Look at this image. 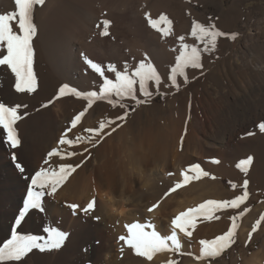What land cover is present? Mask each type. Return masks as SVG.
Listing matches in <instances>:
<instances>
[{
  "label": "bare ground",
  "instance_id": "1",
  "mask_svg": "<svg viewBox=\"0 0 264 264\" xmlns=\"http://www.w3.org/2000/svg\"><path fill=\"white\" fill-rule=\"evenodd\" d=\"M93 3L99 8L95 9ZM199 9L198 4L186 0H45L43 6H37L34 22L38 26V35L33 41V67L38 87L44 94L34 98L32 94L16 93L14 75L10 71H0V100L29 106L25 110L26 118L18 122L22 143L16 150L26 165L27 174H34L43 166L47 153L57 146L70 119L82 110L86 101L67 96L48 108L33 113H29V109L40 105L41 100L46 102L53 97L64 83L80 91L96 90L100 79L84 62L85 56L102 65L114 64L122 68L125 64L134 67L147 55L159 72L166 73L174 60L155 46L157 42L151 35L162 34L150 26L148 16L153 19L166 16L172 23L164 22L161 26L172 29L177 36H186L185 42L191 44L193 40L188 33L193 21L189 22L187 17L206 14ZM16 10L15 0H0V14H11ZM104 20L112 22L107 36L102 34ZM142 40L147 44L143 45ZM168 40L167 37L165 45ZM130 54L135 59L129 63ZM214 54L213 57L205 54L202 71L211 65ZM216 71L229 78L227 70L218 68ZM199 74L200 71L189 70L192 82L178 94L177 89L162 86L161 91H167L174 98L162 105L153 101L130 113L117 132L91 149L90 159L72 158V161L81 160L82 167L68 178L54 198H44L46 213L32 210L23 225L25 234L47 235L43 229L49 226L70 233L60 250H52L42 255V259H49V264H144L142 257L136 256L118 239L120 235H127L125 224L153 223L162 235H169L170 220L176 212L193 206L204 195L229 199L226 188L211 179L193 180L175 192L161 191L182 179V171L193 163L218 173L232 174L235 170L227 162L236 152L253 150L255 143L258 146L264 144V134L256 140H243L241 148L232 143L238 134L251 132L264 122L263 85L247 82V91L237 95L236 100L226 95L213 97L215 92L211 97H204L200 90L192 91L194 78ZM109 76L113 78L111 74ZM179 81L181 87L186 84L183 77ZM123 111L98 101L83 118L82 127H95L101 119L115 118ZM5 135L0 128V244L10 238L15 217L29 187L27 175L22 177L14 167L10 155L13 149L9 148ZM83 147L80 146V150ZM214 157L221 158L219 164L211 161ZM93 197L98 202L95 214L101 217L99 221L79 209L74 214L67 207L72 203L86 206ZM156 202L160 203V208L155 213H148L146 208ZM200 219L196 220L192 240L181 234L187 252L200 251L201 239L211 240L229 226L221 217L204 223ZM247 223L242 228L245 235L251 231ZM37 253L35 250L33 257L40 261ZM172 255V252L156 254L155 264H168L175 260ZM186 264L196 262L191 259ZM245 264H264V259L256 253L247 257Z\"/></svg>",
  "mask_w": 264,
  "mask_h": 264
},
{
  "label": "snow or ice",
  "instance_id": "2",
  "mask_svg": "<svg viewBox=\"0 0 264 264\" xmlns=\"http://www.w3.org/2000/svg\"><path fill=\"white\" fill-rule=\"evenodd\" d=\"M44 4L45 0H15L17 9L15 12L0 14V66H2L0 71H10V74L14 75V89L18 94H33L38 91V78L34 74L33 67V41L38 35V26L34 22V12L37 10V6ZM14 22L16 27H14ZM164 22L169 25L172 23L166 16H160L158 19L148 16V23L153 29L165 37L173 35L172 29L161 26ZM102 23V34L107 36L112 22L104 20ZM188 35L192 38L193 43L185 42L186 36L184 35L177 37L180 42L179 54L175 58L174 65L163 74L157 70L147 55L134 67L125 64L122 68H118L114 64L102 65L85 56L84 62L99 77L100 83L96 90L89 91H80L76 87L64 83L58 87L53 97L41 104V108H48L54 105L57 100L67 96L86 101L82 110H79L70 119L68 126L58 139L57 146L47 153L43 166L35 170L34 174H27L26 165L19 159L16 152L22 143L18 122L26 118L25 110L29 106L26 103L9 104L0 100V128L6 134L5 138L9 148L13 149L10 153L11 160L18 173L22 177L27 175L29 180L26 200L22 210H18L14 220L15 227L11 231L10 238L4 240L0 246V264H27V258L30 255H35V250L42 254L52 250H60L68 240L70 233L61 230L59 227L44 228L43 232L47 235L24 233L23 225L30 218L32 210L46 213L44 198L46 196L55 197L58 190L65 186L68 178L76 173L78 168L82 167L81 160L90 159L91 149L100 146L127 122L130 111L134 112L138 107L150 105L156 96H166V92H161L162 86L180 89L179 78L183 77V83H188L189 70L200 71V74L203 75L205 54L211 55L215 52L219 38L231 36L235 40L238 33L230 34L222 31L216 27L215 23L204 24L193 21ZM109 74L113 78H110ZM98 101L106 102L113 109L119 108L124 111L115 118L105 117L101 119L95 127H82L83 118L90 110H93ZM258 128L264 132V122L259 123ZM245 135L251 136L254 133L248 132ZM82 145L84 147L80 150ZM75 157H80L81 160L72 161V158ZM212 162L220 163L219 160ZM251 163L252 157H247L240 159L236 167L247 172ZM169 175L174 174L169 173ZM181 176L182 179H178L169 189V192H175L193 180L209 177L211 173L205 171L201 164L193 163L182 171ZM212 178L215 179L214 176ZM229 183L233 190L237 188L234 182L230 181ZM240 187L243 189L242 194L231 199H210L195 208H188L179 212L170 220L171 232L169 235H162L156 230L153 223L132 222L124 225L127 235H120L118 239L134 251L136 256L142 257L144 264H155L154 256L157 253L166 252L179 253L181 256L187 255L192 257L196 264H214L217 257L236 243L240 227L236 223L237 218L242 219L251 211L246 208V201L249 196L248 181L244 180ZM97 203V199L93 197L86 206L72 203L68 204L67 207L74 214L79 209L84 215H92L99 221L101 217L95 214ZM242 205L245 206L243 209ZM158 208H160V203L156 202L148 206L146 211L155 213ZM228 209L237 212V215L229 217V226L211 240L201 239L199 241L200 251L195 254L187 252L182 243L181 234L183 238L192 240L198 217L219 220L220 217H214L213 214ZM261 228H264V215L255 219L249 238ZM120 251L123 252L124 248L121 247ZM168 264H178V262L172 260Z\"/></svg>",
  "mask_w": 264,
  "mask_h": 264
},
{
  "label": "rangeland",
  "instance_id": "3",
  "mask_svg": "<svg viewBox=\"0 0 264 264\" xmlns=\"http://www.w3.org/2000/svg\"><path fill=\"white\" fill-rule=\"evenodd\" d=\"M186 1H191L195 4H198V6L200 7L199 12L202 13L203 11H206L205 15H201L200 13L195 16L189 15L187 17L190 18L188 19V21L190 20L189 22L192 23V21H199L204 24L215 23L216 27L222 31L230 34L238 33L235 40H233L231 36L218 39L217 49L215 51L216 54H214L215 52L213 53V62L203 71V75L199 74L197 78H194L195 84L192 88V91L194 90V92H196V90H200L204 97H211L213 96L212 93L215 92L216 95H214L213 97H221L223 95H226L227 97L231 98V100H236L237 95H239L243 91H247L245 85L251 81L255 85H261L260 87H262L263 85L262 93H264V0ZM93 4L95 9L99 8L98 4ZM175 34L176 33L168 36V39L170 41L168 40L167 45L164 44V41L167 37L165 38V36L159 34L157 36L151 35V38H155L154 40L157 42L155 46L162 50L164 53L170 54L171 60H174L173 63H175V58L179 54L180 48V43L177 40L178 36ZM141 43L143 45L147 44L146 40H142ZM213 54H211L212 57ZM128 57L130 60L129 63L133 62V60L135 59V56L131 54ZM218 68L227 70L229 78L216 71ZM203 76H206V79H204ZM227 78L229 79V83L227 81ZM191 82L192 79H190L188 83L182 85V87L178 89L177 94L182 92ZM205 82H207L206 85L204 84ZM206 87L209 89H207ZM260 87L259 90L261 89ZM161 92H166L167 95L164 97H154L153 101H155L158 105H162L166 100L170 101L174 98L173 95L169 96L167 91ZM43 94L44 91L38 87V91L36 93H33L32 97H41V95ZM40 103L42 104L44 103V101L41 100ZM41 104L34 107V109H29L28 112L33 113L35 110L40 109ZM146 106L149 105L138 107L134 112L130 111V113L133 114ZM251 132L254 133V135L246 136L245 133H240V135L238 134L236 137H234L232 143L234 145H238L241 148L243 145V140H256L257 138H259L260 134H264V132H261L259 128H253ZM256 145L257 144L255 143V147L253 150L247 149L245 151L236 152L235 156H233L232 158L233 160L231 159L230 162H227V164L232 166L235 170V172H233L232 174L223 173L222 171L218 173L209 170L207 167H202L205 171L211 173V176L202 177L198 179V181H204L208 179L218 181V183H221V185L226 188L225 191L228 193H226V195H229V199L233 198L236 195L242 194L243 189L240 186L243 184L244 180L248 181L247 191L249 192V196L246 201V208L250 209L251 211L244 215L242 219L237 218L236 223L240 225V227L236 243L230 248L226 249L219 257H217L214 261V264H245V259L247 257H251L256 253H258L259 256L264 259V228H261L256 233H253L251 238H249V234L245 235L242 232V228L247 223V220H251H249L250 222L248 221L247 227L252 228L255 219H257L260 215H264V144L261 143L260 146L257 145V147ZM247 157H252V163L249 167V170L247 172H243L239 168H237L236 165L238 164L240 159H244ZM213 160L221 161V158L214 157V159L212 158L211 161ZM212 176H214L215 179H213ZM230 181L234 182L237 185V188L235 190H233V188L231 187L229 183ZM172 186L168 184L167 188H169L166 189V187H164L161 191H169L170 187ZM26 196L27 195H25L24 200L22 201L20 210H22L23 208ZM210 199L221 200L220 196L218 195H204L203 198L201 197L193 206L190 207L195 208L199 204ZM190 207L182 209L179 212L185 211ZM244 207L245 206L242 205V209ZM179 212H176L175 215L179 214ZM215 214L220 215L221 218H224L225 221L230 224L229 217L237 215V212L228 209L220 210L213 215ZM199 219L202 223L209 221V219H204L202 216L199 217ZM6 239H9V237H7ZM2 243L0 244V246H2ZM188 252H192L195 254V251ZM38 255H40V261L39 259L33 257V255H30V257L27 258L29 260L28 264H47V262L49 264V259H42L43 257L41 256L44 254L39 253ZM172 256L175 257V261H177L178 264H186V261L191 259L194 261L192 257H189L187 255L181 256L179 253H173Z\"/></svg>",
  "mask_w": 264,
  "mask_h": 264
}]
</instances>
